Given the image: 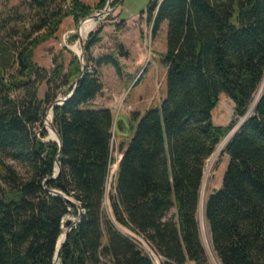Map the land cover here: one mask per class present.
<instances>
[{
	"label": "trees",
	"instance_id": "1",
	"mask_svg": "<svg viewBox=\"0 0 264 264\" xmlns=\"http://www.w3.org/2000/svg\"><path fill=\"white\" fill-rule=\"evenodd\" d=\"M107 1L23 0L26 10L0 15V264H54L64 226L72 225L65 217L78 212L52 189L82 207L60 264H153L149 247L139 248L118 224L143 234L142 245L150 240L163 264H212L201 236V189L208 159L234 125L215 124L213 111L223 93L244 116L259 90L226 144L222 184L204 212L221 264H264V0H151L142 13L153 36L167 25L166 95L130 119L89 106L103 89L91 51L103 29L90 31L75 94L47 114L58 92L74 90L82 64L75 54L68 64L57 56L48 70L36 62V48L70 16L85 18L77 30H89L101 12L86 17ZM97 62L121 73L113 56ZM52 115L61 146L48 126ZM116 139L122 156L109 192L112 217L105 201ZM57 160L61 172L52 178Z\"/></svg>",
	"mask_w": 264,
	"mask_h": 264
},
{
	"label": "rangeland",
	"instance_id": "2",
	"mask_svg": "<svg viewBox=\"0 0 264 264\" xmlns=\"http://www.w3.org/2000/svg\"><path fill=\"white\" fill-rule=\"evenodd\" d=\"M89 5H95L99 0H83ZM151 0H112L110 3L111 10L106 12L105 17L94 27L92 31L101 27L102 40L92 47V66L97 69L100 81L103 84V89L98 95L89 103L90 107H107L113 110L116 117L131 118L133 112L144 113L149 108H158L161 106L162 100L166 95V66L162 63V55L166 52V29L167 25L163 24L160 32L156 37L152 34V23L147 19V15L142 13L147 9ZM102 9H94L86 18L97 15L105 11ZM15 7L21 10H26V4L23 0H0V15L6 14ZM77 23L73 16L66 18L61 26L60 31L55 39L48 40L39 45L35 50L36 62L51 70L54 67V59L61 56L68 64L73 54H78L70 49L69 45L79 42V35L77 29L81 22ZM82 35L86 43L89 37V30L81 28ZM86 31V32H84ZM80 44V43H79ZM85 46V45H84ZM81 47V45H80ZM85 51V47H84ZM105 56H113L121 66V73H119L112 64H98V60ZM47 90L46 83L39 88V97L43 98ZM263 90H259L255 95L254 101L251 104L246 115L238 117L235 114V104L233 100L222 93L217 107L213 111V120L217 125L234 124L229 134L220 142L214 153L208 159L205 176L210 170L209 179L205 187V195L201 203L205 204L210 193L220 188L222 179L229 162V157L225 153V147L231 135L237 131L246 117L251 114ZM59 97H64L61 92H58ZM52 110H48L49 112ZM53 125V115L51 119ZM46 123V119L44 124ZM46 125V124H45ZM47 131V130H46ZM48 134V132H47ZM48 139V135L44 138ZM119 140L116 139L114 158L111 171L112 177L109 179L107 188V199L105 201L106 213L113 217L112 208L110 205L109 192L112 183L115 179L117 169L116 164L122 153L118 149ZM221 153V154H220ZM220 155V156H219ZM216 158V159H215ZM9 164L13 165L21 175H26L24 166L12 160H7ZM214 162V163H213ZM205 180V177H204ZM204 180L201 189L204 187ZM201 207V206H200ZM77 209V208H76ZM205 210V209H204ZM200 208L199 219L201 224V236L203 243L208 252L212 264H221L212 245V238L209 227L205 219V212ZM79 213V210L77 209ZM173 209L171 213H174ZM77 214H69L64 221H75L78 219ZM119 228L126 233L125 228L118 224ZM68 227L64 226V231ZM150 252L149 249H146Z\"/></svg>",
	"mask_w": 264,
	"mask_h": 264
},
{
	"label": "water",
	"instance_id": "3",
	"mask_svg": "<svg viewBox=\"0 0 264 264\" xmlns=\"http://www.w3.org/2000/svg\"><path fill=\"white\" fill-rule=\"evenodd\" d=\"M108 2L109 3L107 4V6L105 7L104 10L105 11H108V14H109V11L111 10L110 3L112 2V0H108ZM79 43H80V45L82 47V52L80 54H78V57H79V59L81 61V64H82V73H81L80 77L77 79L76 85L74 86V90L68 96H66V97H58L55 102H53L51 105H49L48 110H52V113L54 111L55 106L62 105L64 103H66L75 94L77 85H78V83L80 81V78H81V76H82V74H83V72L85 70V51H84L85 42H84V39L82 37H80V36H79ZM47 114H48V111H47ZM52 129L55 131V133L57 135V139L56 140L55 139H51V140L57 141L60 144V146H61L62 145V141H61L59 132H58L57 128L54 126V124L52 125ZM45 130H47V129H46V125L44 124V126L42 128V131H45ZM233 134L231 135V137L233 136ZM230 138H229V140H230ZM119 162H120V160H119ZM60 172H61V163H60L59 160H57V162H56V173L53 175L52 178H56L60 174ZM51 192L52 193H55V194L62 195L64 197V199H66V201L73 203V205L79 210L78 219L75 220V221H73L71 227H68V229L65 231V236H64L63 241L61 243H59V240H58V245H57V251H56V256H55L54 264H60V251H61V248L63 246V243L65 242V240L68 237V234H69L70 229L72 227H75L78 224V222L80 221L82 207H81V204L80 203H78L72 197H69L66 194L62 193L61 191H58L56 189H52ZM205 203H206V201H205ZM200 206H201V200H200ZM204 209H205V204H204Z\"/></svg>",
	"mask_w": 264,
	"mask_h": 264
},
{
	"label": "built area",
	"instance_id": "4",
	"mask_svg": "<svg viewBox=\"0 0 264 264\" xmlns=\"http://www.w3.org/2000/svg\"><path fill=\"white\" fill-rule=\"evenodd\" d=\"M125 230H126L125 234H127L139 248L140 247H149L150 258H151L153 264H163L164 263V257L156 249V247L153 245V243L150 240H149V245H142L141 244V237H145L143 234L138 233L136 231H133L131 229H127V228Z\"/></svg>",
	"mask_w": 264,
	"mask_h": 264
},
{
	"label": "bare ground",
	"instance_id": "5",
	"mask_svg": "<svg viewBox=\"0 0 264 264\" xmlns=\"http://www.w3.org/2000/svg\"><path fill=\"white\" fill-rule=\"evenodd\" d=\"M106 12L107 11H103V13L101 14V17L95 22V24L93 25L94 27L105 17V14H106ZM92 26V27H93ZM90 31H92V28L91 29H89V31H87V32H90ZM77 32H80V33H82L83 31H81V30H77ZM84 32H86V31H84ZM70 47V49H72L73 51H75L77 54H80L81 53V50H80V48L77 46V45H75V46H69ZM263 87H264V84H263V86L261 87V89H263ZM51 118L49 119V124H48V126H50L51 125ZM236 132V131H235ZM221 154V153H220ZM220 156V155H219ZM216 159V158H215ZM214 163V162H213ZM210 169V168H209ZM208 169V171H207V173H206V176H205V180H204V187H203V191H202V200H203V198H204V193H205V187H206V185H207V181H208V179H209V175H210V170ZM201 209H203L204 210V206H203V204L201 203V207H200ZM64 236H65V234H64ZM63 239H64V237H63ZM63 239H62V241H63Z\"/></svg>",
	"mask_w": 264,
	"mask_h": 264
},
{
	"label": "crops",
	"instance_id": "6",
	"mask_svg": "<svg viewBox=\"0 0 264 264\" xmlns=\"http://www.w3.org/2000/svg\"><path fill=\"white\" fill-rule=\"evenodd\" d=\"M118 167V166H117ZM190 264H194V263H190Z\"/></svg>",
	"mask_w": 264,
	"mask_h": 264
}]
</instances>
